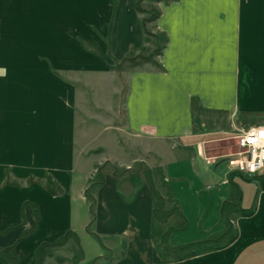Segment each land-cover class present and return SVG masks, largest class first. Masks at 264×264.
I'll return each mask as SVG.
<instances>
[{
  "label": "crops",
  "instance_id": "0c3cea01",
  "mask_svg": "<svg viewBox=\"0 0 264 264\" xmlns=\"http://www.w3.org/2000/svg\"><path fill=\"white\" fill-rule=\"evenodd\" d=\"M149 3L0 0V264L77 253L87 264L122 245L112 264H264V174L244 179L229 153L207 148L264 124V0H155L154 21ZM145 28L166 37L154 56ZM100 77L113 81L107 106ZM103 162L112 169L92 186ZM131 172L148 179L132 184ZM199 211L213 225L187 233ZM228 227V244L164 261L161 250L216 242Z\"/></svg>",
  "mask_w": 264,
  "mask_h": 264
},
{
  "label": "rangeland",
  "instance_id": "374dc122",
  "mask_svg": "<svg viewBox=\"0 0 264 264\" xmlns=\"http://www.w3.org/2000/svg\"><path fill=\"white\" fill-rule=\"evenodd\" d=\"M149 1H150V3H149L150 6H149V8L147 10H148V13H150V14H149L148 17H151L152 21H154V19L157 16L158 12H157V9L155 8L156 4L153 3L155 0H149ZM141 5H142L141 4V0H136V4H135L136 8L137 9H142ZM145 5L147 7V4H145ZM150 28H151V26H150ZM145 31H146V34L152 36L151 39L149 37H148V39L152 40V42H153V46L150 47V50L152 51L154 49L153 55H152V56H154V55L158 54L161 51V48H162L163 44L165 43L166 37H165V35L163 33L155 31V29L151 33L147 32L146 28H145ZM133 54H131V56L129 58H127V60H130L131 62H133V60L135 61V58L136 59L139 58L138 59L139 61L143 60L139 55H136L135 57H133L132 56ZM119 64H120V62H116V65L113 66L114 71H116V73H118V77L116 79L114 78V81H115V85L118 88V92L120 94V97L122 98V95L125 92V80H124L123 76L119 75V72H118ZM94 89H95V92L99 95V97L101 99V102H102V98H104L103 99L104 100L103 104H106V106H107V104H108V98L107 97H108L109 93L113 89V81H111V79H109V78L100 77L97 81H95ZM101 116L102 117H100V119L98 121V124L94 125V127L97 128V127L103 126L102 124L104 123L103 121L105 120V116L104 115H101ZM252 122H254V121H252ZM117 123H118V121H117ZM119 123H120V118H119ZM250 126H252L251 122H250V125H246V127L243 126L240 129H238V131L235 132V134L233 135V139H231L229 142H225L224 143V142H221V141H219V142L215 141L214 143H212L211 146H207V148L214 147L215 149H217V152L221 151L222 153H229V155H230L231 153H233L236 150V145L235 144H236L237 136L240 134V132H242L243 130H246ZM218 137H220V136H218ZM92 140H96V136ZM96 141H99V139L96 140ZM97 143L98 142H96V144ZM95 152H102V149L96 150ZM95 157H96L95 161L98 162V161H101L102 159H104V154L103 153H98V154H96ZM99 165H101V167H102V168H100L101 171H102V174L105 171H110L112 169V167L109 166V164H107V162H103L102 164H99ZM138 167H139V163H137V164H135L133 166L134 169H137ZM86 168H88V165H87ZM119 169H120V171L122 170V168H119ZM94 175H95L94 176L95 181H99L100 177H99L98 173L95 170H94ZM125 175H126V179L128 181H131L132 184H133V182L135 183V181H137L136 183L139 184L141 182L140 180L145 181L146 179H148L147 178V174L145 172L140 173V174L131 172V173H125ZM241 177L244 178V179H252L253 178V177L243 176V175H241ZM241 181L242 180L240 178L237 180V182H239L240 184L243 183V184H241V186H242L241 189L243 191H245V192L248 191L249 188L246 185V183L245 182H241ZM233 189H234L236 195H238V197H240V195L242 194L240 188L237 187V185H233ZM90 192H91V190H90ZM204 205L205 204H203V206ZM161 206H162L161 202L158 201L156 207L158 209L159 208L160 209L157 212V217L159 219H165V217L167 215V212L165 210H161ZM232 208H233V206L230 205V204L225 205V209L224 210H225V214H228L227 216H230L229 215V213H230L229 211H231ZM198 213H201V215L194 216L195 212H194V215H191V219L193 218L194 221H190L192 224L189 227V230H187V233H192V232L198 231V230H200L202 228L204 229V227H208L209 225L210 226L213 225L214 220L210 217L211 213H209V212L205 213L204 211L203 212L199 211ZM226 222L228 224V221L226 219H224V224H226ZM180 226H181L180 228H185L187 225L180 224ZM228 226H229V224H228ZM236 235H237L236 228L235 227H228L227 232L225 233V235L222 238H220L216 242H213V243L211 242L208 245H205L203 248L212 249V248H216V247L221 246V245L228 244L229 241L233 240V238ZM153 240H154V242L157 243L156 244V245H158L157 248H159V247L161 248L162 247L161 246L162 245V241L164 243L166 241V237L164 236V234L160 235V236H157V235L153 234ZM206 249H204L203 251H205ZM122 252H124V246L123 245L121 246V248L118 251H116V252L106 251L101 258H99L97 260H93V261H91L90 263H87V264H112L116 260V258H119L120 256H122L121 255ZM161 253H163L164 261L167 260L168 257H169L168 256V252L165 251V250H161ZM67 264H81V256L77 253V255H75V257H73L72 259H68Z\"/></svg>",
  "mask_w": 264,
  "mask_h": 264
},
{
  "label": "built area",
  "instance_id": "2783aa9c",
  "mask_svg": "<svg viewBox=\"0 0 264 264\" xmlns=\"http://www.w3.org/2000/svg\"><path fill=\"white\" fill-rule=\"evenodd\" d=\"M232 173L254 177L264 174V124L252 125L236 138V150L227 159Z\"/></svg>",
  "mask_w": 264,
  "mask_h": 264
},
{
  "label": "trees",
  "instance_id": "16d2710c",
  "mask_svg": "<svg viewBox=\"0 0 264 264\" xmlns=\"http://www.w3.org/2000/svg\"><path fill=\"white\" fill-rule=\"evenodd\" d=\"M101 167L98 166L96 167V171L100 177L99 181L93 182L92 186H96L98 184H101L103 182V175L101 173ZM113 171L115 174L117 175H121L125 170H117L115 167H113ZM87 198L89 199V201L92 203L93 202V196L89 193V191L87 190L86 193ZM91 212H93L91 210ZM234 239V238H233ZM209 243H211L208 240H203V241H198V242H193V243H188L185 245H181L178 248L172 250V251H168V259L170 260H179L188 256H194V255H198L199 253H201L204 249L203 248L205 245H208ZM203 248V249H202ZM207 250V249H206Z\"/></svg>",
  "mask_w": 264,
  "mask_h": 264
}]
</instances>
